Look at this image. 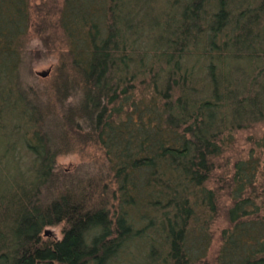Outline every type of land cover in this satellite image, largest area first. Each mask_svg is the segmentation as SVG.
Segmentation results:
<instances>
[{
    "label": "trees",
    "instance_id": "trees-1",
    "mask_svg": "<svg viewBox=\"0 0 264 264\" xmlns=\"http://www.w3.org/2000/svg\"><path fill=\"white\" fill-rule=\"evenodd\" d=\"M29 5L0 0V131L9 113L17 136L0 159L21 166L0 192V264H112L128 250L133 264H207L224 194L213 264H264L255 161L215 174L232 135L264 123V0H41L37 28L66 49L42 77L24 50ZM87 145L100 164L56 168Z\"/></svg>",
    "mask_w": 264,
    "mask_h": 264
},
{
    "label": "rangeland",
    "instance_id": "rangeland-1",
    "mask_svg": "<svg viewBox=\"0 0 264 264\" xmlns=\"http://www.w3.org/2000/svg\"><path fill=\"white\" fill-rule=\"evenodd\" d=\"M60 2V0H58ZM41 4V0H30V19L31 27L28 29L24 40V50L27 52V56L30 60L29 69L37 77H42V75H49L52 68L57 64L60 57L65 52V44L62 41V37L57 34L54 35V40L50 45V39H46V36H50V32L46 26L37 28L40 23L43 14L37 12L38 7ZM48 10L47 17L51 14L52 7L46 4ZM51 16V15H50ZM49 16V17H50ZM41 17V18H39ZM47 20V18H45ZM52 40V37H51ZM27 68H22V78L29 84L31 82L30 78H27ZM1 121L3 122L4 128L0 131V157L5 153V150L9 148L7 146L6 140L12 139V141L17 136H10L11 125L14 122L10 119L9 113L3 112L1 115ZM231 144L228 146L226 151L222 155V159L219 161L222 167L225 169H219L215 171V174H220L224 172L227 176L231 173L232 163L236 159H247L248 155L255 161L256 172L254 178V192L255 204L259 206L264 203V123L256 124L253 128L247 130H241L235 132L232 135ZM9 142V141H8ZM10 149V148H9ZM103 153L97 146L87 145L80 152L61 154L56 156L55 165L59 170L72 171L77 165H87V164H100L103 161ZM26 164L27 161L22 159ZM22 162V163H23ZM21 170V166L17 165L13 158H11V153L8 152L4 159H0V192H5L11 182L19 180L17 177V171ZM215 186L214 183L209 184V187ZM222 192V191H221ZM218 202V213L209 227L210 242L206 254V263L213 264V259L220 245V233L228 228L227 220L224 216V211L229 207V199L224 195H220ZM264 206V205H263ZM260 216H264V211L258 210ZM51 237L55 239L60 238L58 228H46L44 229ZM130 250L121 253L118 258L112 262V264H133L130 261Z\"/></svg>",
    "mask_w": 264,
    "mask_h": 264
},
{
    "label": "water",
    "instance_id": "water-1",
    "mask_svg": "<svg viewBox=\"0 0 264 264\" xmlns=\"http://www.w3.org/2000/svg\"><path fill=\"white\" fill-rule=\"evenodd\" d=\"M42 76H44V75H42ZM44 234H46V232H44Z\"/></svg>",
    "mask_w": 264,
    "mask_h": 264
}]
</instances>
